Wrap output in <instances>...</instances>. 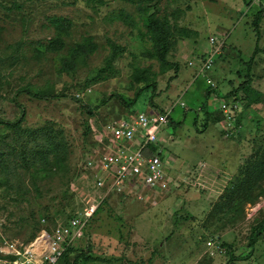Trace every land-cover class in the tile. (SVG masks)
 <instances>
[{"label":"rangeland","instance_id":"1","mask_svg":"<svg viewBox=\"0 0 264 264\" xmlns=\"http://www.w3.org/2000/svg\"><path fill=\"white\" fill-rule=\"evenodd\" d=\"M258 1L0 0V243L28 240L40 219L79 216L91 198L83 167L95 134L182 95L157 137L167 189L140 200L109 195L69 260L264 264V21L262 36L251 26L257 12L263 18ZM148 22L163 27V64ZM209 36L224 45L211 72L217 100L207 105L206 81L187 63ZM246 77L226 138L217 104ZM82 251L94 261L82 263Z\"/></svg>","mask_w":264,"mask_h":264},{"label":"built area","instance_id":"2","mask_svg":"<svg viewBox=\"0 0 264 264\" xmlns=\"http://www.w3.org/2000/svg\"><path fill=\"white\" fill-rule=\"evenodd\" d=\"M207 45V52L188 62L187 66L207 82L210 90L207 102L210 104L217 97L208 76L224 42L209 36ZM179 100L172 107H181L183 103ZM172 107L162 111L147 109V112L128 120H111L104 124L95 134V146L84 162L83 170L89 174L91 198L79 216L62 221L53 217L49 224L40 219V230L24 242L1 240L0 264H60L66 249L82 237L88 221L109 195H125L140 200V192L166 190L169 179L162 169L160 151L156 146L160 128L167 123ZM238 111L237 100L218 101L216 113L221 118V131L226 138L235 132ZM145 149L149 150L147 154L143 152ZM213 245L210 241L206 243L208 249H220L219 245L210 248Z\"/></svg>","mask_w":264,"mask_h":264},{"label":"trees","instance_id":"3","mask_svg":"<svg viewBox=\"0 0 264 264\" xmlns=\"http://www.w3.org/2000/svg\"><path fill=\"white\" fill-rule=\"evenodd\" d=\"M260 19H261V13L257 12L256 15L253 17V20H252V23H251V26L253 27L252 29L254 31L257 30V27H258V23L260 22ZM147 29L150 31L152 37L155 39V42H156V57L158 59V61L163 64L165 63L164 62V57H165V49H166V45H165V42L164 41V30H163V27L160 26L157 22H148L147 24ZM256 49H254V52L255 53ZM248 78L246 77L245 81L240 84V86H238L239 88H236L234 91H231L229 93H227L225 96H224V100L227 101L229 99H233V100H238L239 98L237 97V95H243V91L245 90L247 84H248ZM147 90H150V87H146V88H143L142 90H139L138 92H136L133 96V99H134V102H132V104H134L136 102V100L138 99V97L140 96V94L144 91H147ZM210 93V90L209 88L207 87L206 88V91H205V98H204V101H207V97ZM218 116V120L219 122L221 121V118L219 117V115L217 114ZM239 116V114H238ZM238 120V117L236 118V122ZM89 156V154H88ZM234 202V200H233ZM98 209V208H97ZM97 211V210H96ZM95 211V212H96ZM95 214V213H94ZM52 222V218L48 221H46L47 224L51 223ZM39 230V225H38V228H36V231L34 232V234L32 236H30V239H32L34 237V235L36 234V232ZM260 227L256 228L253 233L250 235L249 237V241H248V247L249 248H252L253 247V244L255 243L256 239L258 238V236L261 234L260 232ZM74 245L67 248L65 253L62 255L61 259H60V264H77V261H76V258L74 261H70L69 260V255L71 254L72 250L74 249ZM79 260L82 262V263H87V262H93L94 260L89 256V253L88 252H83L81 254H79L78 256Z\"/></svg>","mask_w":264,"mask_h":264},{"label":"crops","instance_id":"4","mask_svg":"<svg viewBox=\"0 0 264 264\" xmlns=\"http://www.w3.org/2000/svg\"><path fill=\"white\" fill-rule=\"evenodd\" d=\"M241 1V3H243V7L247 4V3H245V2H242V0H240ZM256 1V0H255ZM260 3V4H259ZM254 6H255V8H258L259 6L261 7V6H263V11H264V0H259L257 3L255 2L254 4H253ZM248 7H249V4H248ZM245 8V7H244ZM262 17L263 18H261L260 19V22L262 23L263 21H264V14H262ZM245 18V17H244ZM247 19V18H246ZM261 23L260 24H258L259 25V27L261 26ZM258 30V32H259V34L262 36V34H261V31H260V29H257ZM262 41H263V37H259V39H258V41L256 42L257 43V49H260V46H261V44H262ZM207 44V43H206ZM205 44V46L202 48V51L201 52H199V55L198 56H196L195 58H193V60L191 61V62H193L197 57H199V56H201V55H204L206 52H207V50H208V45H206ZM188 67V66H187ZM190 68V67H189ZM211 72H213V71H211ZM211 72H210V74H209V76H208V78H209V81L212 83V84H214L213 82H212V80H211ZM204 79V78H203ZM205 80V79H204ZM215 86V85H214ZM208 87V84L205 82V91H206V88ZM205 91H204V98H205ZM215 95L217 94V93H215V91L213 92ZM218 96V95H217ZM181 97H182V95L180 96V98L179 99H181ZM207 102V101H206ZM212 102V101H211ZM174 104V102L171 104V106H168V109H170L171 107H172V105ZM207 105H208V102H207ZM175 106V105H174ZM173 106V107H174ZM172 107V108H173ZM167 108L166 109H164V110H168ZM184 110H186V108L184 109ZM238 113H239V111H238ZM240 114V113H239ZM237 117H238V114H237ZM163 164V163H162ZM165 176H166V178H168V174L167 173H165ZM169 179V178H168ZM153 196H156V194H155V192L153 193ZM144 216H147V214L145 213L144 215H143V217Z\"/></svg>","mask_w":264,"mask_h":264}]
</instances>
